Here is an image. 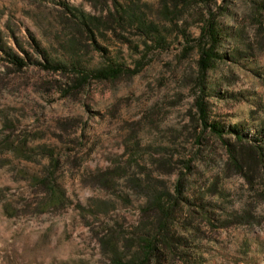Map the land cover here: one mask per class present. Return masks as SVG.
Returning a JSON list of instances; mask_svg holds the SVG:
<instances>
[{
    "label": "rangeland",
    "instance_id": "374dc122",
    "mask_svg": "<svg viewBox=\"0 0 264 264\" xmlns=\"http://www.w3.org/2000/svg\"><path fill=\"white\" fill-rule=\"evenodd\" d=\"M207 1L225 32V58L208 74L210 115L252 137L264 121V0ZM63 3L99 18L94 41ZM116 7L147 35L111 21ZM207 12L202 0H0V44L16 38L34 56L37 44L86 68L100 63L99 45L139 66L74 93L68 76L15 69L0 50V264H111L107 243L128 257L147 192H172L179 178L235 222L205 242V264H264V200L227 174L219 141L198 126L189 46ZM43 178L61 202L50 204Z\"/></svg>",
    "mask_w": 264,
    "mask_h": 264
},
{
    "label": "trees",
    "instance_id": "16d2710c",
    "mask_svg": "<svg viewBox=\"0 0 264 264\" xmlns=\"http://www.w3.org/2000/svg\"><path fill=\"white\" fill-rule=\"evenodd\" d=\"M202 2L208 8L207 16H202L199 35L195 40L193 39L194 44L189 46L196 51L194 83L197 95L194 98V105L198 126L219 141L225 152L224 170L227 174L241 177L247 188L254 191L256 198L264 200V121L255 134L248 137L240 129L239 124L226 126L210 115L206 98L212 88L208 74L220 60L225 58V54L220 50L225 32L220 27L215 13L211 11L208 1L202 0ZM63 6L64 10L71 13L78 21L76 25L78 31L94 41L97 31L103 27L99 18L94 15L77 16L66 3H63ZM115 9L116 13L112 14L111 21L117 24L128 22L142 35H147L149 28L144 27L133 12L126 9L119 11L117 7ZM106 21L109 22V18ZM35 47L41 60L23 48L16 38L10 45L0 44L3 59L15 69L34 65L47 72L68 76V88L74 93L86 91L91 82H114L134 75L139 69V66L131 68L125 62L108 56L106 48L99 45L96 47L101 51L102 59L93 68H86L75 59H50L39 45L36 44ZM64 91L69 92L67 89ZM41 183L50 195L51 205L62 201V192L53 180L43 178ZM187 192L185 178L177 179L172 192L152 194L148 191L147 199L139 210L136 242L130 255L126 257L124 252L121 253L113 243L105 244L113 255L111 264H205L208 252L205 242L215 230L226 226L227 223L235 222L222 220L219 213L224 208L202 197L190 196Z\"/></svg>",
    "mask_w": 264,
    "mask_h": 264
}]
</instances>
